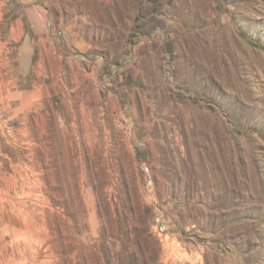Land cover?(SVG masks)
<instances>
[{
	"label": "rangeland",
	"instance_id": "rangeland-1",
	"mask_svg": "<svg viewBox=\"0 0 264 264\" xmlns=\"http://www.w3.org/2000/svg\"><path fill=\"white\" fill-rule=\"evenodd\" d=\"M0 264H264V0H0Z\"/></svg>",
	"mask_w": 264,
	"mask_h": 264
},
{
	"label": "crops",
	"instance_id": "crops-1",
	"mask_svg": "<svg viewBox=\"0 0 264 264\" xmlns=\"http://www.w3.org/2000/svg\"><path fill=\"white\" fill-rule=\"evenodd\" d=\"M42 15H43V18H44V17H45V18L47 17V14H46V12H45V14H42ZM41 18H42V16H41Z\"/></svg>",
	"mask_w": 264,
	"mask_h": 264
}]
</instances>
